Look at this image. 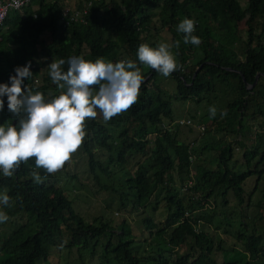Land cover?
I'll list each match as a JSON object with an SVG mask.
<instances>
[{
  "label": "trees",
  "instance_id": "1",
  "mask_svg": "<svg viewBox=\"0 0 264 264\" xmlns=\"http://www.w3.org/2000/svg\"><path fill=\"white\" fill-rule=\"evenodd\" d=\"M63 8L83 20L61 18ZM184 18L196 22L199 46L184 43L177 31ZM176 41L181 67L166 81L137 59L141 43ZM70 56L136 62L144 77L138 101L107 123L99 111L86 121L74 169L66 168L68 161L54 174L41 169L46 179L36 183L33 157L12 177L0 172V191L7 188L11 198L5 207L11 223L0 228V264H264V0H75L71 7L29 0L6 13L0 83L31 61L33 76L24 84L57 95L46 67L52 58ZM169 79L174 83L165 87ZM4 100L0 123L12 121ZM174 100L193 103L190 122H179L212 140L178 138ZM62 170L77 186L109 192L116 209L139 214L138 233L124 216L85 219L60 183ZM249 176L253 184L246 189ZM157 206L162 219L154 215Z\"/></svg>",
  "mask_w": 264,
  "mask_h": 264
},
{
  "label": "clouds",
  "instance_id": "2",
  "mask_svg": "<svg viewBox=\"0 0 264 264\" xmlns=\"http://www.w3.org/2000/svg\"><path fill=\"white\" fill-rule=\"evenodd\" d=\"M195 23L184 18L177 31L183 33L184 43L199 46L202 40L193 34ZM174 47H179V41L159 42L155 47L141 43L136 56L140 64L168 77L181 67ZM30 67L31 61L15 67L9 82L0 83V111L4 110L6 97L12 118V122L0 123V172L12 177L21 163L34 157L30 175L34 182L42 183L46 176H41V169L47 174L56 173L82 145L87 120L96 119L99 111L107 123L137 103L144 77L130 59L112 62L102 57L94 61L81 56L52 58L46 69L59 94L46 96L24 84L33 76ZM208 111L215 117L218 110L211 105ZM226 115V110L220 111L221 118ZM7 192V188L0 191V205L11 207ZM8 219L7 213L0 210V223Z\"/></svg>",
  "mask_w": 264,
  "mask_h": 264
},
{
  "label": "rangeland",
  "instance_id": "3",
  "mask_svg": "<svg viewBox=\"0 0 264 264\" xmlns=\"http://www.w3.org/2000/svg\"><path fill=\"white\" fill-rule=\"evenodd\" d=\"M238 1L240 2L241 5L245 3V0H238ZM63 3H66V5L68 7H71L74 5L75 0H63ZM238 42H239V40L237 41L236 39H234V43H235L234 48H235L236 52L240 51V47H239ZM159 77H162V75L160 74ZM163 78H164V81L167 80V77H163ZM173 83L174 82L172 81V79H169L166 82L165 87H169V85L172 86ZM193 106L194 105L191 101H186L183 104L179 100L172 101L173 115L175 117H179L177 121L179 124H181L178 128L177 136L179 139H182L184 141H188V142L192 141L196 144H203L205 141L207 142L209 140H212L210 135H204L205 133L199 132L195 128L188 129V127H186V125H183V123L179 122V120H181V119L188 118L187 113H186L187 109H192ZM176 119H174V120H176ZM191 120L196 122V120H193V119H191ZM215 137H217V136H215ZM209 152H211V151L203 150L201 155L205 156V157H210V155H208ZM77 153L78 152H74L72 154L71 159L67 162V166H66L67 169H69V170L74 169V159L78 156V155H76ZM79 175H81V174H79ZM58 176L60 177L61 185L64 188H66L65 190L67 191L68 196L72 199V204H73L75 210L77 212H80L81 215L83 217H85V219H90L93 215L98 214V213H104V214H108V215L110 214L112 217H117V218H120V216H124L127 218L128 223L131 224L132 230L134 232L138 233L137 228H138V226L141 227V225L139 224V222H137V220L140 217V215L136 214L134 212L127 214L123 210L116 209L115 205H112V203L109 202L108 199H106V197L109 196V192L108 193L104 192L102 194L101 193H92L87 187L77 186L78 184L76 182V179L69 177V175H66L64 170L60 171L58 173ZM244 183H245L246 189H249L250 187H252L253 176L247 177L245 179ZM260 185H261V183L259 182L257 184V187H259ZM258 196H259V192L256 189L252 193L251 200L254 201ZM10 208L11 207H7L8 210ZM0 210H3L6 212L5 207L3 208L2 206H0ZM163 214H164V212L160 209V206H157V210L154 213L155 217L157 219L158 218L162 219ZM8 216H9L8 221L6 223H0V228H1V226H2V228L7 227V225H9L11 223V221H9L10 215H8ZM208 218H209L208 214H206V215L202 214V220L203 221H207ZM135 226H136V228H135ZM218 232H217L218 236H223V235H221L219 230H218ZM227 240H229V238ZM61 262H62V260H61ZM74 262L75 261H68L69 264H75Z\"/></svg>",
  "mask_w": 264,
  "mask_h": 264
},
{
  "label": "built area",
  "instance_id": "4",
  "mask_svg": "<svg viewBox=\"0 0 264 264\" xmlns=\"http://www.w3.org/2000/svg\"><path fill=\"white\" fill-rule=\"evenodd\" d=\"M28 2L29 0H0V25L2 24L3 19L8 11L13 10V9L19 10L22 8V6H24ZM84 12L85 10H83V13ZM64 16L70 19L78 18L80 20H83V15L79 14L78 11H71L66 8H63L62 13H61V18H63ZM62 20L66 21L65 19H62ZM185 121L190 122L188 119H185ZM196 127L199 128L200 131H202L204 126L203 124L199 123V124H196Z\"/></svg>",
  "mask_w": 264,
  "mask_h": 264
},
{
  "label": "water",
  "instance_id": "5",
  "mask_svg": "<svg viewBox=\"0 0 264 264\" xmlns=\"http://www.w3.org/2000/svg\"><path fill=\"white\" fill-rule=\"evenodd\" d=\"M197 67H198V66H197ZM196 69H197V68H195V70H194V72H193V73H195ZM256 76H257V74H256ZM11 122H12V121H11Z\"/></svg>",
  "mask_w": 264,
  "mask_h": 264
}]
</instances>
